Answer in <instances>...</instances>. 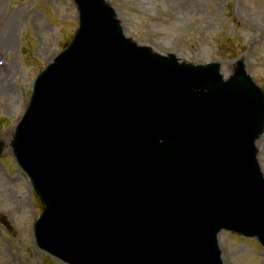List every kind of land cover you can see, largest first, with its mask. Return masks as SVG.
Wrapping results in <instances>:
<instances>
[{"label": "water", "instance_id": "1", "mask_svg": "<svg viewBox=\"0 0 264 264\" xmlns=\"http://www.w3.org/2000/svg\"><path fill=\"white\" fill-rule=\"evenodd\" d=\"M74 1L79 29L13 141L38 246L69 264H224L223 230L264 246V91L245 63L226 80L138 45L106 0Z\"/></svg>", "mask_w": 264, "mask_h": 264}, {"label": "rangeland", "instance_id": "2", "mask_svg": "<svg viewBox=\"0 0 264 264\" xmlns=\"http://www.w3.org/2000/svg\"><path fill=\"white\" fill-rule=\"evenodd\" d=\"M107 1L125 34L138 44L190 63L220 62L226 77L242 60L264 90V0ZM77 28L72 0H0V61H7L0 66V141L5 145L0 157V264H64L35 243L31 222L41 204L11 143L37 74ZM257 145L264 173V135ZM220 246L224 264H264V248L257 240L222 232Z\"/></svg>", "mask_w": 264, "mask_h": 264}, {"label": "bare ground", "instance_id": "3", "mask_svg": "<svg viewBox=\"0 0 264 264\" xmlns=\"http://www.w3.org/2000/svg\"><path fill=\"white\" fill-rule=\"evenodd\" d=\"M2 70H4V69H2ZM2 70H0V72H2ZM8 138H9V136H8Z\"/></svg>", "mask_w": 264, "mask_h": 264}]
</instances>
